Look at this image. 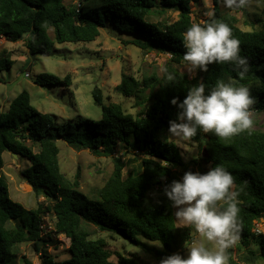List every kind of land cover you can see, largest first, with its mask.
Wrapping results in <instances>:
<instances>
[{
  "label": "trees",
  "instance_id": "16d2710c",
  "mask_svg": "<svg viewBox=\"0 0 264 264\" xmlns=\"http://www.w3.org/2000/svg\"><path fill=\"white\" fill-rule=\"evenodd\" d=\"M70 1L71 4L66 5L63 0H0V37L12 42L25 38L30 56H48L54 43L92 42L100 29L110 23L115 30L133 35L126 43L143 53L168 54L170 58L165 65L176 79L166 83L162 74L152 73L141 79L123 75L114 91L135 99V107L139 108L135 115L126 113L120 104L109 103L102 106L98 120L79 117L56 125L49 114L31 106L25 91L12 100L8 110L0 109V264H12L20 244L40 241L46 245L39 228L41 215L46 212L54 217L53 233L68 240L69 258L56 262L42 250V264H143L134 253L127 256L111 253L104 239H90L85 229L87 225L133 245L139 244L138 237L159 242L163 258L180 253L190 240L192 229L175 225L173 207L163 190L173 180L178 181L179 175L191 170L183 162L178 147L162 138L168 133V122L177 114V108L170 101L173 98L182 101L187 89L198 82H203L207 91L219 78L231 76L239 80V77L228 64L213 63L206 71L196 69L191 78L176 68L185 63L182 37L192 23L190 4L198 0ZM211 1L214 18L231 27L240 41V54L249 59V72L240 83L249 87L254 98L252 114H264V3L259 29L248 32L236 25L235 17L220 11L219 0ZM169 9L178 12L175 21L148 20L151 15H163ZM50 29L53 39L47 33ZM11 66L9 53L1 50L0 72ZM33 83L68 87L71 81L69 76L60 79L43 73L38 74ZM93 99L100 105L101 98L96 91ZM58 140L103 157H112L119 144L125 150L133 149L141 154L140 167L123 175L125 163L112 157L111 174L95 191L96 196L88 197L78 190L77 177L71 182L60 172ZM193 142L201 147V162L208 165L198 172L203 174L214 165H222L232 174L239 190L238 244L247 251L242 263L260 264L262 261L264 264V236L253 233L255 221L264 215V131L256 129L253 120L249 131L230 139L198 131ZM4 152L15 153L18 158L29 161V167L20 175L36 197L42 196L47 205L39 204L35 209L26 210L9 198L2 173ZM179 169L183 173H179ZM152 191L164 196L153 202L149 198ZM47 238L52 240L50 233ZM254 244L258 246V254L250 248ZM112 255L116 257L115 263L110 261ZM229 255V264H240L230 251Z\"/></svg>",
  "mask_w": 264,
  "mask_h": 264
},
{
  "label": "rangeland",
  "instance_id": "374dc122",
  "mask_svg": "<svg viewBox=\"0 0 264 264\" xmlns=\"http://www.w3.org/2000/svg\"><path fill=\"white\" fill-rule=\"evenodd\" d=\"M63 2L66 5L71 4L70 0H63ZM262 7L263 3H258L255 0L248 7L231 10L225 6L224 0H219L220 11L235 17L236 25L241 30L248 32L259 29ZM190 8L192 22L205 20L208 18L206 13L213 12L211 0H198L191 3ZM177 18L178 12L175 9H169L163 15H151L148 20L170 23ZM106 27V29H100L99 35L92 42L54 43L50 55H36L33 58L30 57L25 47V38L12 42L6 37H0V51L6 50L12 60L10 69L0 72V109L8 110L12 100L25 91L29 95L31 106L40 113L49 114L56 125L76 120L79 117L98 120L101 117L102 106L109 103L120 104L126 113L135 115L139 110L135 107V99L118 94L114 91L115 86L120 83L123 75L135 79H141L152 73L161 76L159 66L166 64L170 57L168 54L155 52L143 53L133 45L126 43L134 38L133 35L115 30L110 23H107ZM47 33L53 39V31L50 29ZM176 68L186 74L188 78L194 77L196 74V70L190 69L185 63L176 66ZM43 73L52 74L60 79L69 76L71 84L68 87L64 85H35L33 79ZM25 74L29 76L25 77ZM94 91L100 95V105L94 103ZM252 119L255 121V128L264 131V114H252ZM168 136L167 133L162 138L173 142L178 147L183 162L189 170L198 172L200 168H208L207 164L201 162L202 150L198 144L191 142L178 145L174 139H168ZM56 146L60 172L71 182L77 177L78 190L88 197H95V191L104 184L111 174L113 158H120L125 163L122 174L126 175L128 172L139 169L142 157L133 149L125 150L119 144L113 150L111 155L113 158L96 156L88 149H76L61 140L56 141ZM33 151L36 152L37 148H33ZM189 151L193 152L189 154ZM196 154H199V159L192 158ZM2 160V173L7 182L9 198L13 202L22 205L26 210L35 209L39 204H48L42 196L36 197L20 175L22 170L29 167V161L24 158L15 159L9 152L2 154ZM197 163L199 166L196 165ZM178 172L180 173L182 170L179 169ZM182 176L183 174L179 175L178 179L180 180ZM162 196L164 195L152 191L149 198L153 202H157ZM174 212L173 208V216ZM54 221L51 213L43 220L44 226L40 236L47 241L45 246L40 241L18 245L11 263L42 264V250L56 262L69 258L68 240L63 235L53 233ZM175 225L184 227L176 220ZM85 229L89 233L90 239H104L107 249L111 253H120L125 256L134 253L143 261V264H159L163 258L160 255L163 248L159 242L138 237L139 244L133 245L113 234L101 232L93 226L87 225ZM47 233H50L52 240L48 241ZM193 238L192 231L190 240L185 244L182 252L175 254L186 256V248ZM250 248L258 254L256 244ZM228 251L231 252L232 258L236 262L244 264L242 257L246 255L247 251L240 248L239 244ZM110 261L116 262L115 255L110 257ZM259 263L263 264L262 261Z\"/></svg>",
  "mask_w": 264,
  "mask_h": 264
},
{
  "label": "clouds",
  "instance_id": "9594fccd",
  "mask_svg": "<svg viewBox=\"0 0 264 264\" xmlns=\"http://www.w3.org/2000/svg\"><path fill=\"white\" fill-rule=\"evenodd\" d=\"M252 2L224 0L231 10L243 9ZM206 15L209 19L192 22L183 33V61L190 69L200 71H206L213 63L228 64L239 80L231 76L219 78L207 91L206 85L198 82L187 89L182 101H170L177 114L168 122V139L178 145L193 142L198 131L227 140L253 127L251 106L255 101L249 87L240 83L249 72V59L240 54V41L231 27L217 21L212 11ZM159 71L166 83L175 81L165 64L159 66ZM192 158L199 159V154ZM163 191L175 209V220L191 228L194 238L186 248V256L172 254L159 264H229L228 250L240 240V193L232 174L222 165H214L203 174L187 171Z\"/></svg>",
  "mask_w": 264,
  "mask_h": 264
},
{
  "label": "built area",
  "instance_id": "2783aa9c",
  "mask_svg": "<svg viewBox=\"0 0 264 264\" xmlns=\"http://www.w3.org/2000/svg\"><path fill=\"white\" fill-rule=\"evenodd\" d=\"M28 76H29L28 74H25V77H28ZM49 213L50 212H46V213H44L41 216V222H40V226H39L40 231L42 230V228L44 226L43 220H44V218H47L48 217V214ZM53 230H54V224H53ZM253 233H254L255 236H260V235H263L264 236V215H262L260 218H258L255 221L254 226H253Z\"/></svg>",
  "mask_w": 264,
  "mask_h": 264
},
{
  "label": "water",
  "instance_id": "95a60500",
  "mask_svg": "<svg viewBox=\"0 0 264 264\" xmlns=\"http://www.w3.org/2000/svg\"><path fill=\"white\" fill-rule=\"evenodd\" d=\"M30 57L33 58L32 55H31ZM28 71H29V70H28ZM28 71H27V72H28ZM11 155H12L13 158L18 159V157H17V155H16L15 153H11Z\"/></svg>",
  "mask_w": 264,
  "mask_h": 264
}]
</instances>
